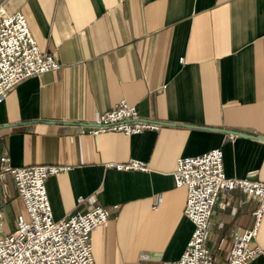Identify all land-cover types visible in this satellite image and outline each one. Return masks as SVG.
Wrapping results in <instances>:
<instances>
[{
    "label": "crops",
    "instance_id": "1",
    "mask_svg": "<svg viewBox=\"0 0 264 264\" xmlns=\"http://www.w3.org/2000/svg\"><path fill=\"white\" fill-rule=\"evenodd\" d=\"M0 4L22 12L40 50L60 64L20 82L0 103V160L71 167L46 182L56 220L92 204L119 207L91 231L94 264L179 260L193 232L184 214L188 191L173 176L179 157L220 147L228 177L264 182V0ZM122 100L161 129L80 133ZM132 158L147 171L108 167ZM17 197L24 209L6 173L0 201ZM257 206L240 188L221 191L207 228L214 264L226 263L234 234L254 227ZM262 217L256 243L263 252L250 264H264Z\"/></svg>",
    "mask_w": 264,
    "mask_h": 264
},
{
    "label": "built area",
    "instance_id": "2",
    "mask_svg": "<svg viewBox=\"0 0 264 264\" xmlns=\"http://www.w3.org/2000/svg\"><path fill=\"white\" fill-rule=\"evenodd\" d=\"M60 67L52 54L40 50L28 21L20 11L9 14L0 4V103L11 89L29 77L55 71ZM162 123L143 119L138 106L120 101L112 109L96 115L92 124L82 127L81 134L101 135L121 132L125 135L146 130L159 131ZM235 134L229 135L233 140ZM221 148L205 154L179 157L173 173L175 186L188 191L184 214L193 224V232L184 253L172 264H214V253L207 247V228L221 191L240 188L258 206L253 212L255 225L250 230L233 235L225 264H250L263 249L257 245V229L264 214V182L252 177H228L224 173ZM0 179L12 175L16 191L26 210L15 218V228L4 225L6 206L0 201V264H94L91 231L104 225L119 207L92 204L85 211L56 220L47 195L46 182L51 176L71 169L67 165H31L12 167L6 155L1 157ZM108 167L123 171H147L148 165L132 158L124 163H108ZM84 198L77 199V203Z\"/></svg>",
    "mask_w": 264,
    "mask_h": 264
},
{
    "label": "rangeland",
    "instance_id": "3",
    "mask_svg": "<svg viewBox=\"0 0 264 264\" xmlns=\"http://www.w3.org/2000/svg\"><path fill=\"white\" fill-rule=\"evenodd\" d=\"M17 200H18V197L15 198L14 200H9L7 202V205L4 207V211H5L4 225L7 231L14 230L15 218L17 217L19 213L23 214L27 220L26 210H24L21 207V205L18 203Z\"/></svg>",
    "mask_w": 264,
    "mask_h": 264
}]
</instances>
